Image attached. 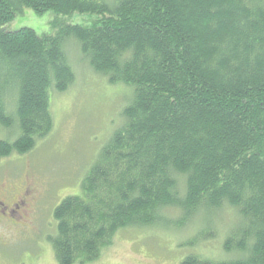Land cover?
I'll return each mask as SVG.
<instances>
[{
  "label": "trees",
  "instance_id": "obj_1",
  "mask_svg": "<svg viewBox=\"0 0 264 264\" xmlns=\"http://www.w3.org/2000/svg\"><path fill=\"white\" fill-rule=\"evenodd\" d=\"M25 7L90 17L8 30ZM74 57L129 89L80 193L52 208L57 263L97 260L120 230L173 229L179 264H264V0H0V161L53 131Z\"/></svg>",
  "mask_w": 264,
  "mask_h": 264
},
{
  "label": "rangeland",
  "instance_id": "obj_2",
  "mask_svg": "<svg viewBox=\"0 0 264 264\" xmlns=\"http://www.w3.org/2000/svg\"><path fill=\"white\" fill-rule=\"evenodd\" d=\"M57 17L84 23L90 16L74 13L64 17L53 10L38 14L25 7L6 28L27 27L42 35L52 31L50 22ZM79 61L74 60L75 74H79L75 83L52 97L53 131L31 152L0 161V185L29 190L17 221L0 228V264H58L45 239L53 227L52 208L66 196L80 193L83 176L99 149L95 146L101 135L103 142L104 135L117 126V115L128 99L127 86L110 85ZM7 136L1 132L0 137ZM171 232L168 238L149 230H120L97 260L85 264H179L184 251L179 243L187 233ZM206 245V256L218 252L217 239Z\"/></svg>",
  "mask_w": 264,
  "mask_h": 264
},
{
  "label": "flooded vegetation",
  "instance_id": "obj_3",
  "mask_svg": "<svg viewBox=\"0 0 264 264\" xmlns=\"http://www.w3.org/2000/svg\"><path fill=\"white\" fill-rule=\"evenodd\" d=\"M28 195L27 187L25 190L18 191L16 187L0 185V228L12 223V221H17L18 214L22 211L24 199Z\"/></svg>",
  "mask_w": 264,
  "mask_h": 264
}]
</instances>
